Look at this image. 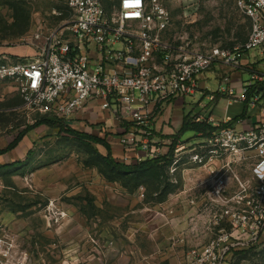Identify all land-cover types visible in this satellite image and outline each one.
Segmentation results:
<instances>
[{
    "label": "rangeland",
    "instance_id": "374dc122",
    "mask_svg": "<svg viewBox=\"0 0 264 264\" xmlns=\"http://www.w3.org/2000/svg\"><path fill=\"white\" fill-rule=\"evenodd\" d=\"M165 1L172 17L166 39L178 46L229 48L248 37L250 21L235 0ZM69 19L66 0H0V64L31 59L38 46L35 33ZM247 60L259 62L264 70L258 51H249ZM231 72L210 69L200 76L195 95L154 108L144 124L131 130L169 153L182 112L212 115L218 121L239 115L245 104L222 92L229 87L223 76ZM242 77L250 80L248 73ZM216 95L219 100H213ZM21 100L10 80H0V150L26 127L47 118ZM89 112L69 121L71 128L106 139L115 160L135 162V150L119 144L133 125L122 119V112L113 117L100 105ZM246 114L256 119L250 106ZM180 141L192 146L203 140L188 131ZM188 148L177 165L125 174L103 160L107 152L99 144L47 126L30 131L16 149L0 155V264H198L197 254L234 226L231 215L208 205L204 188H195V177L203 178L205 172L189 164ZM13 162L23 164L1 168ZM236 231L242 239L234 240L239 244L221 264H264V227L256 235L252 219Z\"/></svg>",
    "mask_w": 264,
    "mask_h": 264
},
{
    "label": "built area",
    "instance_id": "2783aa9c",
    "mask_svg": "<svg viewBox=\"0 0 264 264\" xmlns=\"http://www.w3.org/2000/svg\"><path fill=\"white\" fill-rule=\"evenodd\" d=\"M66 3L71 19L36 32L35 55L0 64V80L15 85L28 110L49 118L69 122L97 105L113 117L122 112V119L133 125L119 144L135 150V162L158 159L168 152L140 140L131 128L144 124V116L154 108L195 95L201 89L200 76L210 69L233 72L223 76L222 82L229 87L222 92L235 101L246 103L252 90L247 107L257 114L246 129L235 127L244 122L240 117L218 121L212 115H199L195 122H206L214 130L207 136L198 134L201 143L187 146L179 141L174 150L173 165H177L189 147V164L205 172L203 178L195 177V188L205 189L211 208L232 216V231L212 239L196 256L198 264H221L239 244L235 241L242 239L235 229L252 219L256 235L264 227V70L257 61L244 62L252 50L264 57V0H235L250 21L245 42L203 50L166 39L172 17L165 0ZM244 73L250 80H243ZM234 75L241 78L237 88ZM230 122L235 123L223 127Z\"/></svg>",
    "mask_w": 264,
    "mask_h": 264
},
{
    "label": "trees",
    "instance_id": "16d2710c",
    "mask_svg": "<svg viewBox=\"0 0 264 264\" xmlns=\"http://www.w3.org/2000/svg\"><path fill=\"white\" fill-rule=\"evenodd\" d=\"M251 94H252V90L249 92L248 101L244 103L246 110H247L248 102L251 98ZM219 99H220V96L216 95L215 100H219ZM246 110L240 116V119L246 118V115H247ZM195 117L196 116H191V114H188L184 117L180 131L178 132V134L171 137L173 139V144H172L170 152L166 156L158 158V159H147L141 162H132L131 164L121 163L118 160L114 159L112 146L106 141V139L75 131L73 128H71L69 122H66L64 120L55 119V118H49V117L41 119L40 121L36 122V124L26 127V129L20 132L18 136L16 137V139L11 144H9L7 148L0 150V155H3L5 153H8L16 149L18 145L21 143V141L24 139V137L30 131L34 130L35 128L39 126H47L52 129H57L62 133H67L79 139L88 140L89 142L103 146L107 152V155L106 157H103V160L108 165L116 169L118 172L125 173V174L141 173L145 171L154 170L155 168L161 165L171 164L174 159L175 146L181 140V136L183 133L192 131L196 133L197 135L202 134L204 136H207L211 130H214V128H212V126L206 122H201V123L195 122ZM234 123L235 122H230L228 125H224L223 127L231 126ZM28 158L29 156H27V159ZM20 164H23V162H13L9 165H4L1 168L2 169L13 168V167H17Z\"/></svg>",
    "mask_w": 264,
    "mask_h": 264
},
{
    "label": "crops",
    "instance_id": "0c3cea01",
    "mask_svg": "<svg viewBox=\"0 0 264 264\" xmlns=\"http://www.w3.org/2000/svg\"><path fill=\"white\" fill-rule=\"evenodd\" d=\"M4 58H5V56H3ZM233 83L235 84V85H237V86H239L240 85V83H241V78H239L238 77V75H234L233 76ZM22 101V100H21ZM183 113V115H182V120H181V123L183 122V116L185 117L186 115H188V114H186L185 112H182ZM181 113V114H182ZM88 114H90V112H82V114H80V115H78L76 118H78V119H80V118H82L81 116L82 115H84V116H87ZM243 114V112L242 113H240L239 115H237V116H230V115H228V116H230V117H232V118H237V117H240L241 115ZM256 114H257V112H255V117H256ZM178 115H180V114H178ZM209 116H207V118H208ZM217 120V119H216ZM221 120H223V119H219V121H221ZM254 119H250V118H248L247 116H246V118L244 119V122H243V124H246V126L248 127L249 126V122H251V121H253ZM180 123V122H179ZM247 127H245V129L247 128ZM169 134H173L174 135V132H170Z\"/></svg>",
    "mask_w": 264,
    "mask_h": 264
}]
</instances>
